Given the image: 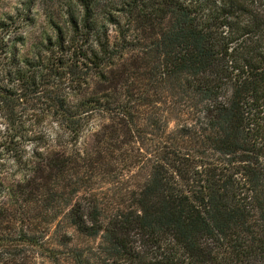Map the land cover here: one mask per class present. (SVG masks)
<instances>
[{"label":"trees","instance_id":"obj_1","mask_svg":"<svg viewBox=\"0 0 264 264\" xmlns=\"http://www.w3.org/2000/svg\"><path fill=\"white\" fill-rule=\"evenodd\" d=\"M77 5L0 37V264H264V0Z\"/></svg>","mask_w":264,"mask_h":264},{"label":"rangeland","instance_id":"obj_2","mask_svg":"<svg viewBox=\"0 0 264 264\" xmlns=\"http://www.w3.org/2000/svg\"><path fill=\"white\" fill-rule=\"evenodd\" d=\"M78 10L77 0H0V20L7 23V29L0 31V37L4 34L9 39L15 36L24 37L25 45L19 44L20 52L29 56L31 46L50 33L51 22L64 26L69 13H78ZM1 53L2 51H0V61L4 62L5 59H2L4 56ZM21 104L27 103L24 101ZM24 113L26 114L24 116L29 117L28 114L31 112L26 110ZM181 125L182 122L178 123L172 120L168 123V130L181 127ZM17 174L15 173V176ZM110 185V183H104L103 186ZM40 217L42 218V216ZM37 223L39 225V220ZM55 230H57V226L54 222L49 225V231L40 241L42 247L23 245L14 256H9L7 264H70L64 257L63 246L59 245L56 239V236L62 233V228H58V234ZM50 248L59 250L58 260L55 262L48 255Z\"/></svg>","mask_w":264,"mask_h":264}]
</instances>
